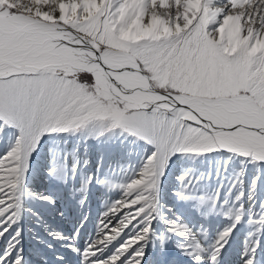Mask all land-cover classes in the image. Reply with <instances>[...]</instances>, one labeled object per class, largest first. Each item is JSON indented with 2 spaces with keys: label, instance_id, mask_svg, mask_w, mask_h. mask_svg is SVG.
<instances>
[{
  "label": "snow or ice",
  "instance_id": "obj_1",
  "mask_svg": "<svg viewBox=\"0 0 264 264\" xmlns=\"http://www.w3.org/2000/svg\"><path fill=\"white\" fill-rule=\"evenodd\" d=\"M20 3L29 10L0 0V136L15 140L0 155V236L18 221L15 193L24 158L44 135L64 144L75 137L73 152L83 143L87 153L88 141L95 140L98 158L96 171L69 195L81 193L83 206L90 185L120 192L97 222L99 238L81 251V264H145L149 244L164 258L157 264H168L166 246L173 237L192 238V245L177 242L175 247L199 264L202 246L185 217H169L171 209L157 211L158 177L176 153L219 154L224 170L236 157L264 163V49L248 55L264 41V0H198L195 7L191 0H140L138 5L96 0L94 9L85 0ZM61 3L67 9L64 19ZM237 16L245 43L232 51L222 30ZM153 20L160 23L150 27ZM133 21L140 25L138 38H122ZM129 137L131 143L144 142L141 163L121 181L114 174L126 168L119 160ZM88 166L86 157L82 163L74 159L73 178L77 168ZM186 179L185 188L194 183ZM258 179L253 177V184ZM40 199L54 203L51 195ZM216 204L213 199L208 211ZM241 218L235 215L218 235L208 264H218ZM19 231L0 252V264H23L22 250L15 247ZM122 235L105 255L107 245ZM244 264H254L253 257Z\"/></svg>",
  "mask_w": 264,
  "mask_h": 264
},
{
  "label": "bare ground",
  "instance_id": "obj_2",
  "mask_svg": "<svg viewBox=\"0 0 264 264\" xmlns=\"http://www.w3.org/2000/svg\"><path fill=\"white\" fill-rule=\"evenodd\" d=\"M196 1L197 0H191V7L196 6ZM102 2L103 0H101V3ZM139 2L140 0H131L132 5H138ZM247 2L248 0H245L242 4L247 3ZM85 4H86V7L92 8L91 6H93V9H94L95 8L94 6H96V0H85ZM21 6L23 7V5ZM58 7L60 8V11H61V19H64L65 13L67 10L66 5L61 3L58 5ZM74 11H75V8L73 7V12ZM230 19L234 21L235 24L241 26L240 19L238 16L230 18ZM159 23H160L159 20H153L152 25H150V27H154L155 25ZM245 27H248V26L245 25ZM139 31H141V29H140V25L138 21H133L132 25L129 26L128 32L124 34L122 37L124 39L138 38L136 37L135 34L136 32H139ZM260 43L263 44L264 41L258 42V44ZM41 138L44 139V141L47 140V138L50 139L48 142L49 146L45 149L46 152L42 154V156H44L42 158H46V155L50 156L51 158L52 157L56 158V160L60 158L61 160H63L64 164H68L70 166V173L72 174V166H73L74 159L79 157L82 163L83 159L86 157L89 161L88 168L86 169L77 168L76 173H80L82 170L83 171L85 170L87 171V175H88L89 172L96 171L95 164L98 158V153L96 150L97 147L89 146L88 152L85 153L84 152L85 145L81 143L79 145V151L73 152V147H74L73 140H75V137L73 138L72 141H68L67 144H64L61 138L54 139L50 137L49 135H44ZM7 142L10 143L8 144L10 145L8 150H10L14 146L15 140L14 138L13 139L7 138L6 144ZM123 144L125 146L124 158L120 159L119 163L121 165L126 166V168L121 169L120 172L119 170H117L116 173L114 174V176H117V177L119 175H124L125 173L127 174L130 168H132V163L134 162L136 163V161L138 162V166L136 167L137 169L139 168L140 163H141L139 153L142 152L143 146L141 148L139 145H134L131 142H124V141H123ZM1 149L2 148L0 146V151ZM129 150H131V152L133 153L132 156H128ZM56 151H57V154H56ZM6 152L7 151H5V153ZM32 153L33 152H31V154ZM66 155H67V159H65ZM179 156L181 160V163H179L180 166L175 169L176 171L173 173V176H172L170 174V170H174V169L168 165L169 163H167V167L163 169V174L158 177V185L156 189L157 200L160 197L168 196L167 205L166 204L165 205L168 207V208L166 207L167 209H171V212L179 209V195L182 190L181 186L183 185V183L185 184L187 182L186 176H190L191 180L194 181V183H188V186H187L188 190H195V189H198V187L200 188L201 186L203 187L205 186V188L211 187L212 190L215 191L216 194H218V196L223 198L224 200L233 197V199H228L227 202H229L230 207H232V209L234 210V213H235L234 215H237V214L241 215L242 221H243V218H247L249 222H253V220L259 221L261 219H264V217L260 215V212L264 211V209H260V201L264 200V163L254 164L255 165L254 167H248L247 160H243V158L236 157L229 162V164L226 166V170H224L225 169V165L223 163L224 157H221L219 154L210 155L208 158H204L203 160L202 159L198 160L196 157L192 158L187 155H179ZM131 158H132V161H131ZM115 159L117 158L114 157L113 161ZM44 162L47 163L46 169L49 170L50 166L52 167V161L50 159H47ZM236 165H241V167L238 170L232 171V167ZM198 167H203V170H201V168L200 170H198ZM47 170L46 172L38 171V173H36L37 176L34 179L35 181L32 180V178L27 177V176H25L24 178L22 177L21 185L23 186L24 193H23V196L20 197V199L16 200L15 198V206L17 208L18 221L12 224L8 228V230L5 231L2 236H0V252H2L5 246L9 244L10 238L15 234L16 230L19 229L20 230L19 237L17 239L15 247L17 249L22 250L19 254L23 255L24 257L23 264H81V255H80L81 251L88 244L90 243L94 244L95 241L99 238V230H98L97 222L100 219L101 215L105 213V208H106L105 202L108 201L109 199L115 200L119 198L120 195L117 194V195H114L113 197H108L107 196L108 194L107 195L103 194L102 197L100 196L101 197L100 199H102V201H100L101 204H99L100 207L96 215L94 214L96 211L93 212L90 209L91 207H86L85 209H83L84 205L82 207H79L77 211H75L74 209L72 211L69 210L68 215H64V217H68L66 220V223L68 225L66 226L69 227V230L70 228H73L74 232L76 231L74 233L76 237L78 236L77 234L81 233V231L83 230L82 229L83 226L85 227L87 223L89 224L91 223L94 226V229L93 227L90 226V228L93 229V231H91L92 229L89 230L90 240H87V243H85V245L83 244L85 247L84 248L82 247L83 249L81 250L79 248L80 246H78L79 244L78 245L74 243L72 244L71 242L72 239H70L71 234L68 233L67 230L63 231L62 233L58 231L57 224L65 223V222L63 223V218L59 217L60 216L59 214H58L59 216L54 215L53 217H50V218L48 217L50 215H47L48 213L50 214V212L52 213L53 209H56L60 205H58V203H56L55 201L54 203L49 204L47 201L40 199L41 196H49V195L52 196L53 194L52 190L49 187L48 179H43L44 176H48L50 174V172ZM164 172H166V174ZM167 173H169L168 177L164 178L165 176H167ZM256 176H258L259 179L255 182V184H253V177H256ZM165 179L169 183V186H167L166 188H162V182ZM31 182L37 185L36 186L35 184H33L34 185L33 189L31 188V185H32ZM45 182H47L46 185H45ZM218 186H219V191H217ZM241 192L243 193V196H241L240 199H237L236 197ZM250 196L252 197L251 199L249 198ZM21 198H22V201L24 199L25 201L22 202ZM214 198H217V195H215ZM67 202H69V200ZM159 204L160 203H158V205ZM241 205H242V208L240 207ZM63 208H64V205H63ZM238 209H239V213H238ZM61 211H63L62 213L65 214L64 209ZM164 212H168V210ZM171 212L168 213L169 217L175 216V214H172ZM179 212L180 211L178 212L176 211L177 214ZM183 216L185 217L186 222L189 224V227L192 228L193 232L197 233L196 240L202 246V251L199 252V255H200L199 264H208L207 254L212 248V246L214 245L212 244V242H215L219 235L217 232L215 233V229L216 227L217 229L219 228L221 229L220 226L221 224L223 225L224 223L212 221V223L208 224L207 222H204V221H198L197 219H195L197 215L191 212H188L186 215H183ZM51 221H53L52 225L54 228L51 229L53 230V233H49L47 235L46 233L50 229L49 228L50 224L48 225V223ZM211 226H212V229L214 228L213 232L211 231L212 229L210 230ZM154 227L159 229L160 225L154 224ZM62 229L63 228H61V231ZM211 232L213 233L212 235H211ZM53 234H55V238L52 237ZM249 234H250V231L248 230V228H246V234H245V237L243 238L239 236L238 234L237 235L234 234L233 236L229 235L227 238V242L225 243L224 247L220 251V254L218 257V264H225V261H232V259L240 253L241 255H238V257L240 256L239 258L240 263H236V264H244V261L247 260L249 256L253 257L254 264H264V223H263L262 230L259 232L258 236L255 238L254 241H251L248 238ZM31 235L33 237H31ZM209 235H211L212 239H209ZM35 237L38 238V240H40L41 238L42 239L45 238V241L41 243V246L36 243L35 239H33ZM77 238L79 239V237ZM231 238H233V241L230 240ZM123 239H124V236L122 235L119 240L113 241L110 244H108L104 254L105 255L110 254L112 250L117 246V244L120 243ZM68 242H71V243H68ZM177 242H183L188 245L193 244V240L191 237H187L184 241H180L178 237H173L172 240H170L166 246V251L169 253V257H172L170 259L168 258V264H187V263L193 264V260H191L188 256H181V254H178L179 251L175 247V244ZM34 246L36 247L35 249H33ZM225 249L233 250L234 253L229 252L227 254H224L223 251ZM156 252H158V249H156L154 252L151 244H149V246L145 249V264H149V262L150 264H157L158 261H161L164 259V258L162 259V256L158 257L156 255ZM63 253L67 254V257H68L67 260L63 258V256H65ZM174 255L184 260L182 261L181 259L176 260ZM62 260L64 262H62ZM232 263L235 264V262L233 261Z\"/></svg>",
  "mask_w": 264,
  "mask_h": 264
},
{
  "label": "rangeland",
  "instance_id": "obj_3",
  "mask_svg": "<svg viewBox=\"0 0 264 264\" xmlns=\"http://www.w3.org/2000/svg\"><path fill=\"white\" fill-rule=\"evenodd\" d=\"M18 1H19V3H18ZM197 1H196V3H197ZM244 1L245 0H238V2L241 3V4ZM13 2L17 6H19L22 11L29 10V9L24 8V7H22L20 5V0H13ZM24 3L27 4L28 0H24ZM91 7L93 8V6H91ZM94 7H96V6H94ZM223 31H226L228 36H229V44L231 46V50L232 51H235L236 48L240 47L241 45H243L245 43V41L242 40L241 37H240L241 26L235 24V22L232 21L231 19L226 21V23L224 25V28L222 30V34H223ZM249 33H250L249 35H251V32H249ZM257 49H259V50H257ZM262 49H264V43L263 44L262 43L254 44L252 49L249 50L248 55L249 56L254 55L256 53V51H260ZM7 138L10 139L8 134L0 136V146L2 148L1 151H0L1 155H3L5 153V151H9L8 149H9L10 145H8V144H10V143L7 142V144H6ZM73 138H70L69 141H72ZM11 139H13V138H11ZM49 140L50 139L47 138V140L44 141V139L41 138L39 140V145L36 147L35 151H33V153L30 156H26L24 158V160L22 162L21 172H20V177H21L20 181H19V187L20 188H18L16 190L15 198L17 200V199H20V197L23 196L24 189H23V186L21 185L22 177L24 178L25 176H27V177L32 178V180H34L36 178V176H37L36 173H38V171L46 172L47 163L44 162V161H46L47 159H50L52 161V167L50 166V169L47 170V171L50 172V174L48 176H44L43 179H48L49 187H50V189L52 190V193H53V194L51 193L52 197H53L54 201L56 203H58V205H60V206H58L56 209H53L52 213L50 212V214L48 213L47 215H50V216H48L49 218L53 217L54 215H57V216L60 215L59 217H62L63 218V223L64 222L65 223L64 224H57L58 225L57 226L58 227V231L62 233L63 231L67 230L68 233L71 234L70 239H72V241H71L72 244L73 243L77 244V245L79 244L78 246H80L79 248L82 250L85 247L84 245H85V243H87V240H90L89 239L90 238L89 230L92 229V228H90V226L93 227V229H94V226L91 223L90 224L87 223L85 225V227L83 226V228H82L83 230L81 231V233L77 234L78 235L77 237H79V239H78L75 236V234H74L76 231L74 232L73 228H70V230H69V227L66 226V225H68L66 223V220H67L68 217H64V215H68L69 210L72 211L74 209L75 211H77V209L79 207H82L78 203L81 193L77 192L75 197H74L72 195H69V190L70 189H79L81 187L82 180L87 176V171H85V170L83 171L82 170L80 173H76L77 172L76 171L75 172V176L73 178V173L72 174L70 173V166L68 164H64L63 160H61L60 158L58 160H56V158H53V157L51 158L48 155H46V158H42V157H44V156H42V154L44 152H46L45 149L49 146V143H48ZM131 140H132V138L129 137L127 140H124V142H131ZM143 143H144L143 141H138V142L133 143V144L134 145H139L142 148ZM87 146L88 147L89 146L97 147V143H96L95 140H89ZM56 154H57V151H56ZM214 154L216 155V153H211V154H206V155H203V156H191V155H187V156L192 157V158L196 157L198 160H201V159L203 160L204 158H208L210 155H214ZM179 155H185V154L176 153L168 161V163H169L168 165L174 169V170H170V174L172 176H173V173L176 171L175 169L180 166L179 163H181V160H180V156ZM131 161H132V158H131ZM137 166H138V162L137 161H136V163L135 162L132 163V168L133 169L130 168L129 172H135L137 170V168H136ZM247 166L248 167H254L255 165H254V163H251V162L248 161ZM240 167H241V165L233 166L232 167V171L233 170H238ZM200 168H201V170H203V167H198V170H200ZM234 172H236V171H234ZM164 173L166 174V172H164ZM127 174L125 173L124 174L125 176L124 175H119L118 177L117 176H115V177L117 179L123 181V180L128 178ZM168 175H169V173H167V176H165L164 178H167ZM65 179L67 180L66 183L63 182ZM47 182H45V185L47 184ZM26 183H27V181H26ZM33 184H35V183H32V185H31L32 189L34 188ZM110 184H111V182H110ZM167 186H169V183L165 179L162 182V188H166ZM181 187H182L181 193L183 192L184 195H183L182 198L179 195V209L176 210L177 212L178 211H180V212L177 214L176 211H172L171 212L172 214H175V215H186L188 212H191V213H195L197 215V217L195 219H197L198 221H204V222H207L208 224L212 223V221L223 222L224 224L223 225L221 224V226H220L221 229L220 228L217 229V227L215 229V233L217 232L218 234H220L221 232H223L224 230H226L227 228L230 227V225L233 223V218L235 217V215H234L235 213H234V210L232 209V207H230L229 202H227V200L228 199H233V197L224 200L223 198L219 197L218 194H216V192L213 191L211 187L205 188V186L204 187L201 186L200 188L198 187V189H195V190H188L187 188L184 187V183H183V185ZM18 191H20V192H18ZM103 194L104 195L108 194L107 195L108 197H113L114 195H117V194L120 195V192L116 191V190H112L111 186H109L108 188H105V187H101V186L95 185V184L90 185L89 188H88V193H87V196L89 195L88 196V200L85 202L86 204L84 203L83 209H85L86 207H91L90 209L93 212L96 211L94 213L96 215V213H98L97 211L99 210V207H100L99 204H101L100 201H102V199H100V198L103 196ZM215 195H217V198H214ZM64 198H66V199H64ZM167 198H168V196H163V197H160L158 199V203H160L159 206H161V207L158 206V211L159 212H164V211L168 210L167 209L168 207L166 206L167 205ZM213 199H216L217 204H216V207L213 209V211L209 212L208 209L212 206L211 205V201ZM66 200L67 201L69 200V202H67ZM21 201H22V198H21ZM24 201H25V199L22 202H24ZM110 201L111 200L109 199L108 201L105 202L106 203L105 211L109 207V202ZM89 202L91 203V205H90ZM88 204H89V206H88ZM63 205H64V208H63ZM63 209L65 211V214H63L62 213L63 211H61ZM34 211H36V210H34ZM53 221H54V219H53ZM53 221L48 223V225L50 224L49 225L50 229H49V231H47V233H46L47 235L49 233H53V230H51V229L54 228L53 225H52ZM240 221L241 222L236 223L235 227L231 229L230 235L233 236L234 234L235 235L238 234L239 236H241L243 238V237H245V234H246V228H248V230L250 231V234H249L248 238L251 241H254L255 238L258 236L259 232L262 230L263 223H260L258 220H253V222H249L247 218H243L244 222L242 220H240ZM60 226H61V228H63L62 231H61ZM222 227H224V228H222ZM93 229L91 231H93ZM211 229H212V226L210 227V230ZM213 229L211 230L212 232H213ZM212 232H211V235L213 234ZM211 235H209V239H212ZM31 237H33V236L31 235ZM52 237H54V236H52ZM33 239H35L36 243L39 244L40 246H41V243H43V241H45V238L44 239L41 238L40 240H38V238L35 237ZM230 240L233 241V238H231ZM71 242H68V243H71ZM212 244H214V242H212ZM35 248L36 247L34 246L33 249H35ZM223 252H224V254H227L229 252L230 253H234L233 250H226V249ZM63 254L65 255V256L62 255L63 258L65 260H67V258H68L67 254L66 253H63ZM178 254H180V252ZM238 255H241V253L238 254ZM238 255H236L234 257L235 259L233 258L234 260L232 259V261L235 262V264L236 263H240V259H239L240 256L238 257ZM174 256H175L176 260L181 259V258L177 257L176 255H174ZM170 258H172V257H169V259ZM162 259H163V257H162ZM182 260H184V259H181V261ZM232 261H225V264H228V263L229 264H234V263H232ZM62 262H64V261L62 260ZM187 264H190V263H187Z\"/></svg>",
  "mask_w": 264,
  "mask_h": 264
}]
</instances>
